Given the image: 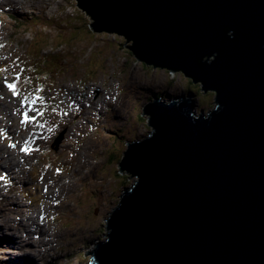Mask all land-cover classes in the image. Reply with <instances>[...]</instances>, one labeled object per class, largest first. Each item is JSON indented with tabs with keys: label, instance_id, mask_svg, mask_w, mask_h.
I'll return each mask as SVG.
<instances>
[{
	"label": "water",
	"instance_id": "95a60500",
	"mask_svg": "<svg viewBox=\"0 0 264 264\" xmlns=\"http://www.w3.org/2000/svg\"><path fill=\"white\" fill-rule=\"evenodd\" d=\"M76 1L93 32L215 94L207 113L191 91L144 107L89 264H264V0Z\"/></svg>",
	"mask_w": 264,
	"mask_h": 264
},
{
	"label": "rangeland",
	"instance_id": "374dc122",
	"mask_svg": "<svg viewBox=\"0 0 264 264\" xmlns=\"http://www.w3.org/2000/svg\"><path fill=\"white\" fill-rule=\"evenodd\" d=\"M89 24L76 0H0V67L8 68L0 73V264H89L86 254L105 240L106 220L135 182L119 163L127 144L152 133L144 107L188 90L196 113L214 107L213 92L145 66L123 36ZM21 70L31 81L21 79V92L39 84L46 105L23 125L20 98L2 83Z\"/></svg>",
	"mask_w": 264,
	"mask_h": 264
},
{
	"label": "snow or ice",
	"instance_id": "6c2138e0",
	"mask_svg": "<svg viewBox=\"0 0 264 264\" xmlns=\"http://www.w3.org/2000/svg\"><path fill=\"white\" fill-rule=\"evenodd\" d=\"M14 63V62H13ZM8 71L7 67H0V73H6ZM21 71H13L12 73V79L11 82H9V79L7 76H4L2 79L3 87L7 89L9 93H11V96L13 98L19 97L20 98V107L18 111H20L21 120L20 123L23 125L24 123H33L36 120V117L42 116L44 114L45 109V98L41 95V92L43 91L42 86L37 84L35 88L28 92L27 94H23L21 92L19 85V82L21 79L24 80L25 83L30 84L31 81L28 80L27 77L21 76ZM39 105V108H34V105ZM27 107L28 110L34 111V116H29L27 111H22ZM38 127H44L43 124H37ZM49 131H52V128L48 129ZM31 149L27 146V142H25V146L20 149V151L25 152L27 154L28 151Z\"/></svg>",
	"mask_w": 264,
	"mask_h": 264
},
{
	"label": "bare ground",
	"instance_id": "6f19581e",
	"mask_svg": "<svg viewBox=\"0 0 264 264\" xmlns=\"http://www.w3.org/2000/svg\"><path fill=\"white\" fill-rule=\"evenodd\" d=\"M154 69H155V68H154ZM2 163H3V162H2ZM16 184H17V183H16ZM12 199H13V198H12ZM29 200H30V199H29ZM35 207H36V206H35ZM25 219H26V218H25ZM13 240H14V241H13L14 243L17 242V241H16V238H13ZM18 240H20V239H18ZM15 241H16V242H15ZM3 243H4V242H3ZM23 244H24V242H23L22 240L18 243V245H19L18 250H19L21 247H23ZM8 245H10V244H8ZM10 246H11V245H10ZM11 247H12V246H11ZM13 248H14V247H13ZM15 248H16V247H15ZM11 250H13V249H10L9 252H10ZM20 250H21V249H20ZM21 252H22V251H21ZM2 253H3V252H2ZM27 253H28V252H27ZM30 254H31V256L33 257V254H32V253H30ZM25 255L28 256L30 260H32L31 257H30L28 254L25 253ZM11 258H12V260H13V259H14V260L17 259V257H14V258L11 257ZM23 260H24V259H23ZM80 261H81V260H80Z\"/></svg>",
	"mask_w": 264,
	"mask_h": 264
},
{
	"label": "trees",
	"instance_id": "16d2710c",
	"mask_svg": "<svg viewBox=\"0 0 264 264\" xmlns=\"http://www.w3.org/2000/svg\"><path fill=\"white\" fill-rule=\"evenodd\" d=\"M85 12H86V11H85ZM88 15H90V14H88ZM90 16H91V15H90ZM88 29H89L90 32H92V30H94V27H93L91 24H89V28H88ZM126 48H127V50L129 51V49H128L129 47L126 46ZM129 53L134 57V55H133L130 51H129ZM134 58H135V57H134ZM145 66H146V65H145ZM190 82H191V81H190ZM191 84H192V83H191ZM188 87H189V85H187V88H188ZM188 91H190V90H188ZM120 163H121V161H120ZM120 163H119V167H120ZM120 170H123V171H124L123 167H122V168L120 167ZM124 172H126V171H124Z\"/></svg>",
	"mask_w": 264,
	"mask_h": 264
}]
</instances>
